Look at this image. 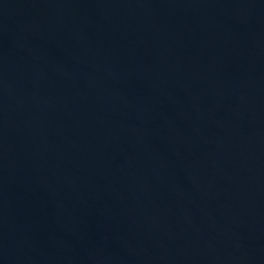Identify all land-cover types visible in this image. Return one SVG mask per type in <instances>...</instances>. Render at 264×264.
<instances>
[{"label": "water", "instance_id": "95a60500", "mask_svg": "<svg viewBox=\"0 0 264 264\" xmlns=\"http://www.w3.org/2000/svg\"><path fill=\"white\" fill-rule=\"evenodd\" d=\"M0 264H264V0H0Z\"/></svg>", "mask_w": 264, "mask_h": 264}]
</instances>
